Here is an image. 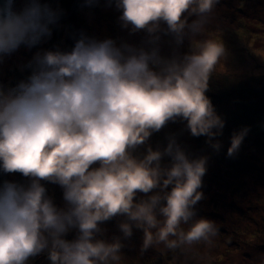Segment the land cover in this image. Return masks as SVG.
Here are the masks:
<instances>
[{
	"label": "clouds",
	"instance_id": "clouds-1",
	"mask_svg": "<svg viewBox=\"0 0 264 264\" xmlns=\"http://www.w3.org/2000/svg\"><path fill=\"white\" fill-rule=\"evenodd\" d=\"M218 3L103 0L119 12L129 37L143 34L138 41L81 30L69 48L37 50L20 69L28 75L14 85L0 83V172L27 178L0 183V264H28L42 253L49 264H119L121 237L101 238V225L116 217H123L124 239L134 228L143 232L142 251L213 243L219 228L195 209L209 157L190 155L175 134L163 146L148 141L179 122L221 150L216 138L225 120L206 95L226 56L224 44L206 35ZM100 6L101 0L81 4ZM62 15L42 0H23L19 8L2 0L0 63L50 39ZM249 131H233L228 157L238 154ZM140 146L146 148L137 156ZM44 182L60 186L62 207ZM256 264H264V255Z\"/></svg>",
	"mask_w": 264,
	"mask_h": 264
},
{
	"label": "rangeland",
	"instance_id": "rangeland-1",
	"mask_svg": "<svg viewBox=\"0 0 264 264\" xmlns=\"http://www.w3.org/2000/svg\"><path fill=\"white\" fill-rule=\"evenodd\" d=\"M56 1L42 0V2L51 4L54 8L58 6L63 10L68 9L67 11L71 14H83V8L81 4L77 3V0L73 4H58ZM22 3L23 0H15L17 8ZM222 3L216 5L213 13L217 11L218 7H223ZM61 5L62 7H60ZM250 5L244 12H239L227 4L224 7L230 6L228 12L221 11L217 18L213 16L211 18L206 35L224 44L226 56L218 66L217 71L212 74L208 91L213 92L211 87L214 88V93H216L214 99L217 102L220 99L217 95L221 97L224 92H230L227 96L221 97L219 111L222 112V116H220L225 120V123L229 122L228 125L226 124L227 126L238 124L239 129L245 126L250 128L245 139L250 140L249 143L254 146L247 145L244 142L235 158L252 159L255 161V165H258L261 161L260 164L264 166V152L262 155L255 146L259 144L264 146V0H255ZM253 6L259 7L260 10L263 9V13L262 11L255 12ZM236 12L237 14H235ZM224 13L228 17L224 16ZM87 16V19H92L91 16ZM60 21L62 25L65 24L64 20L61 19ZM189 21H191V18ZM138 35L141 38L143 34ZM47 43L48 40L31 50L22 46L10 57H6L4 62L0 63V83L14 85L23 78L26 70L22 72L21 67L31 59L37 50L47 47ZM184 45H186L185 51H187L188 42L186 41ZM169 51L170 46L169 48H162L163 54H168ZM206 95L208 96L207 93ZM229 117L235 120V123H231ZM223 132L225 133L224 130ZM227 135L229 136L227 133L218 138L222 141V151L228 150L230 146V136ZM221 154L223 155L222 152ZM212 159L210 158L208 162H211ZM239 161L230 162L225 160L224 167L232 166L237 170ZM260 164L258 169L253 170V167L251 173L246 172L247 175L244 174L245 172L240 175L235 171L234 173L231 172L233 176L226 177V180H222L224 178L221 176L219 177L220 182L215 183L216 185L212 191L209 190V197L215 202H219L218 207L206 202L207 192L204 188H212L213 186H206L205 182L202 181L200 191L203 193L204 198L195 205V209L197 218L204 217L212 220L219 228V234L214 238L211 245L201 242L188 249L174 251L165 249L163 245H158L142 251L143 232L141 231L142 235L136 238L135 241H129L126 246V251L131 255H127V252L121 249L119 264H132L131 260L135 261L133 264H148L146 263L148 262L147 259L152 256H159V252L165 253L164 256L168 255L167 259L160 264H256L258 258L264 255V189L261 191L255 190L252 200L248 198L253 193L251 188L257 187L259 182L261 183L259 181L260 177L261 179L264 177V169ZM18 175L19 173L4 174L0 172V183L4 180L26 182L27 178ZM207 178L208 176L204 175L202 179ZM44 183L50 188H55L56 185ZM253 183L255 186H252ZM140 196H143V194H139L138 198ZM258 196H263V198L258 200ZM236 197L238 198L237 205L243 209L241 215L256 214L257 216L258 214V219L261 221L241 218V215L236 214L225 203V201L234 200ZM252 201H254L253 204ZM61 202L64 204L63 199ZM251 204L254 206H250ZM122 219L123 217H116L102 224L103 234L101 238L111 241L115 235L119 234L122 242H124L125 240H123L122 233L118 228V224ZM134 250H137V256L135 257Z\"/></svg>",
	"mask_w": 264,
	"mask_h": 264
},
{
	"label": "trees",
	"instance_id": "trees-1",
	"mask_svg": "<svg viewBox=\"0 0 264 264\" xmlns=\"http://www.w3.org/2000/svg\"><path fill=\"white\" fill-rule=\"evenodd\" d=\"M58 4H62V3H68V4H73L75 2V0H57L56 1ZM223 2V3H222ZM246 2V3H244ZM253 2H255V0H219V3L223 4V7L221 6V8H217V11H215V13H212V16L215 18H217V15L221 13V11L224 12H228V7H232L234 10H238L239 12H244L247 7L251 6L250 4H252ZM77 3L82 4V0H77ZM230 5V6H226L225 5ZM218 5V4H217ZM62 7V5L60 6ZM255 12L259 13L260 11H262L263 13V9L260 10L259 7L257 6H253ZM63 9V8H62ZM87 8H83L82 13L83 14H71L69 13L66 9L63 10V15L61 17L62 20H64V23L62 25L61 21L59 22V25L57 27L53 28V34L52 37L50 39H48V43H47V47L45 48H52L53 46L59 45L62 48H69L72 46L73 44V39H72V35L74 33H78L79 31L83 30L84 32H86L88 35L90 36H95L97 38H104V37H112V38H125V39H129V40H139V35L133 36V37H129L127 32L122 31L120 29V26L118 24L117 21V17L119 15V12L116 11V9L113 8H105L103 6V0H101V6L100 7H96L93 9H87ZM86 13V14H85ZM215 14V15H213ZM237 14V12L235 13ZM87 15L91 16L92 19L89 20L87 19ZM224 16H227V14H223ZM191 19L193 17H190ZM189 18V19H190ZM60 19V20H61ZM168 38H165V43H163L162 48H169L168 43L166 42ZM186 42V41H185ZM166 50V49H165ZM182 51L186 50V45H184L181 49ZM28 75V72L26 70V72L24 73V77H26ZM23 77V78H24ZM22 79V78H21ZM213 92H209L207 91L208 97L210 98V100L212 101V104L217 112V114L221 115L222 112L219 111L220 108V101L222 96H227L228 94H230V92L225 93L224 95H222L220 97V95H217V97L219 96V100L218 102L214 99V88H212ZM229 98V97H228ZM237 112H239V110H237ZM222 116V115H221ZM230 121H232L231 123H235V120H232L229 117ZM229 124V122L225 123V129H223L225 131V133L223 132L224 135H226L227 133L229 134V136L231 137L233 131L235 130H239V126L238 124H233L232 126H227ZM169 134H175L178 138V141L182 144V146L186 149V151L192 155V156H201V155H206V156H210V158H213L211 162H208L209 165H207V171L206 174L208 176L207 179L203 180L206 184V186H213L212 188H204L207 192V195L205 197V200L208 204L212 205V206H216L218 207V203L219 202H215L211 197H209V190L212 191L214 186L216 185L215 183L220 182L219 177L221 176L222 180H226V177H230L233 176L231 175V172L234 173L235 171L238 174H246V172H250L251 173V169H258L259 168V164L255 165V161H253L252 159H242L241 157H228L227 156V150L225 151H219L218 153L214 152L206 143H205V137L201 136V137H192L190 135V133L185 130L184 125L182 123H169L164 129H162L160 132L158 133H154L150 138V140L148 141V144H150L153 148L157 147V146H163L166 143V136ZM228 136V135H227ZM228 136V137H229ZM219 137H217L216 139H218ZM250 140L244 139L243 141V145L244 142L247 143V145H251L249 143ZM222 142V141H221ZM254 146V145H251ZM256 149H258L262 155L264 152V146L262 144L259 145H255ZM146 146H140L138 149H136L135 151V155L140 156L144 153ZM221 152L223 153V155L221 154ZM256 153V154H259ZM213 155V156H211ZM215 157V158H214ZM225 158V159H224ZM208 159V161H209ZM225 160H229L230 162L232 161H237L240 160L237 164H239L237 170H235V167L232 166H225ZM207 163V164H208ZM261 166H263L262 164H260ZM264 169V166L263 168ZM18 176H21V174H19ZM17 176V177H18ZM243 176V175H242ZM228 180V179H227ZM259 181H261V183L259 182V185L257 187H252L251 189L253 190V193H251V195L249 196V200H252V198L255 195V190L257 191H261L264 189V177L263 179H259ZM219 184V183H218ZM48 191V195L53 199L54 203L59 206L62 207L64 204L61 202L63 199V191L60 188L59 185H55V188H50L48 185H45ZM252 186H255L254 183L252 184ZM229 192V191H228ZM263 198L258 196V200H261ZM237 201L238 198L236 197L234 200L231 201H225V203L227 205H229L232 210L238 214L241 215L240 213L242 212V208L241 206L237 205ZM260 202V201H259ZM258 202V203H259ZM254 203V201H252V204ZM250 205V206H254V205ZM203 213V212H202ZM211 214H213V212H211ZM258 214L256 216V214H251L249 216L247 215H241V218H247L249 220L252 219H258ZM115 219V218H113ZM258 221H261L260 219H258ZM142 235L141 230H133V235L130 238L124 239V242H122L123 247L121 248L123 251H126V246L128 244L129 241L132 240H136V238H139V236ZM75 236V232H70L68 233V235L66 236L67 239L71 240L73 239ZM119 236L120 235H115L114 237ZM131 239V240H130ZM122 240V239H121ZM127 252V251H126ZM137 250H134V257L137 256ZM159 256H152L150 258H148V264H160L161 262H164L165 259H167L168 255H165V253L163 252H159ZM127 255H131L130 253L127 252ZM132 264L135 262L133 260ZM28 264H49V261L47 259V254L46 253H42L39 256L36 257H32L30 258V260L28 261Z\"/></svg>",
	"mask_w": 264,
	"mask_h": 264
},
{
	"label": "water",
	"instance_id": "water-1",
	"mask_svg": "<svg viewBox=\"0 0 264 264\" xmlns=\"http://www.w3.org/2000/svg\"><path fill=\"white\" fill-rule=\"evenodd\" d=\"M14 2H15V0H14ZM0 3H2V0H0Z\"/></svg>",
	"mask_w": 264,
	"mask_h": 264
}]
</instances>
